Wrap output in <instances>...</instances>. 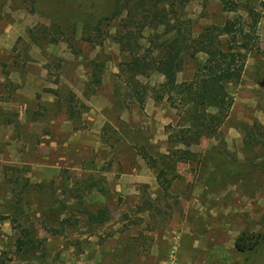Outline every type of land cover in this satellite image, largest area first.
Returning <instances> with one entry per match:
<instances>
[{"label": "rangeland", "instance_id": "374dc122", "mask_svg": "<svg viewBox=\"0 0 264 264\" xmlns=\"http://www.w3.org/2000/svg\"><path fill=\"white\" fill-rule=\"evenodd\" d=\"M252 13L258 50L229 85L227 121L183 145L164 77L133 73L122 43L155 65L175 20L224 45L229 21L248 30ZM195 72L186 62L177 87ZM100 208L110 219L90 224ZM248 261L264 264V0H0V264Z\"/></svg>", "mask_w": 264, "mask_h": 264}, {"label": "trees", "instance_id": "16d2710c", "mask_svg": "<svg viewBox=\"0 0 264 264\" xmlns=\"http://www.w3.org/2000/svg\"><path fill=\"white\" fill-rule=\"evenodd\" d=\"M225 7L230 12L236 9V5L231 2L225 3ZM163 13L160 10H152L151 21L169 28L170 20ZM251 15L254 23L247 26L248 30L240 18L229 21L226 33L228 39L224 45L211 29L206 30L199 38L191 39L174 19L176 24L169 31L174 32L172 39L164 44L163 56L155 65L139 56L131 40L122 43L124 50L131 54L133 73L147 75L154 70L164 77L160 98H166L178 112L180 120L173 134L183 145L192 146L203 138L215 136L227 121L233 106L229 85L241 81L248 55L258 50V19H255L254 13ZM200 54L204 56L201 61L198 59ZM186 62H193L196 72L193 79L182 83L178 88V75L183 71ZM73 100L74 95L68 100L69 113L75 118L76 107L72 105ZM237 167L239 164L224 160L219 164L218 172L233 175ZM87 215L89 223L95 225L104 224L110 219L106 208H100L97 213L89 212ZM258 244V240L253 241V238L242 236L237 248L243 253L253 252ZM247 264L253 263L248 261Z\"/></svg>", "mask_w": 264, "mask_h": 264}]
</instances>
